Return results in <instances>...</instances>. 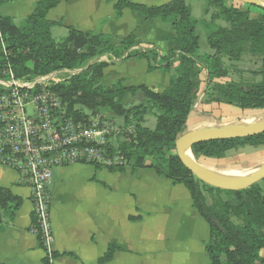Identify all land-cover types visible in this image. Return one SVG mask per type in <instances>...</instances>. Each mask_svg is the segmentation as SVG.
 <instances>
[{
	"label": "trees",
	"instance_id": "1",
	"mask_svg": "<svg viewBox=\"0 0 264 264\" xmlns=\"http://www.w3.org/2000/svg\"><path fill=\"white\" fill-rule=\"evenodd\" d=\"M229 1L208 0L206 13H210V21L206 22L192 16L187 0L152 6L119 0L117 19L129 8L172 25L175 46L159 51L156 47L138 48L141 43L134 31L116 36L85 33L69 27L67 37L56 41L52 28L57 23L48 18V13L59 1L40 0L21 25L12 17L0 14V78L6 76L4 70L8 64L17 77L27 79L59 69H80L55 84L53 89L68 102L70 111L81 106L105 116H108L106 112H111L109 118H120L126 126L134 125L135 132L126 133L125 139L117 141L127 159L126 166L153 168L173 183L187 187L194 206L210 225L206 249L211 264H264V180L237 191L219 189L198 179L176 153V140L187 131V121L205 83L204 103L225 104L242 111H264V7L251 5L259 11L258 16L253 17L251 10L243 8L245 3L228 4ZM202 23L208 27L207 42L213 50L204 55L199 53L200 35L197 33ZM104 55L146 59L149 71L173 72L170 84L162 87L146 82L127 86L119 79L105 85L102 80L109 63L96 60ZM247 55L260 60V68L250 71L260 78L232 80L231 72H242L239 64ZM199 64L208 73L205 83L199 78ZM149 115L157 119L154 128L145 125ZM247 146L264 149V133L198 142L193 145V153L199 158L222 160L230 151ZM126 166H112L111 170L124 171ZM208 193L215 194L211 203ZM21 202L9 189L0 187V220L13 218ZM120 249L116 244L109 245L100 264L111 260Z\"/></svg>",
	"mask_w": 264,
	"mask_h": 264
},
{
	"label": "crops",
	"instance_id": "2",
	"mask_svg": "<svg viewBox=\"0 0 264 264\" xmlns=\"http://www.w3.org/2000/svg\"><path fill=\"white\" fill-rule=\"evenodd\" d=\"M39 1L2 0L0 14L12 17L19 25ZM58 1L48 13V18L57 23L52 28L53 36L59 33L67 37L69 27L116 36L134 31L142 50L156 47L168 51L175 46L176 34L168 22L129 8L116 19L119 0ZM128 1L152 6L171 0ZM206 9L205 18L199 21L210 20ZM96 60L109 63L104 69L105 85L123 79L127 86L152 82L168 87L173 74L160 69L149 71L148 61L142 58L104 55ZM198 69L199 78L208 76L204 66L199 64ZM200 105L212 109L216 104L197 101L187 121L188 130L216 125V120L206 117L208 113L199 114ZM216 106L223 112L233 107ZM0 187L22 200L13 218L0 220V263L50 264L34 230L31 187L17 170L1 165ZM50 192L55 236L52 264H100L111 244L121 249L102 264H211L206 249L211 235L209 223L194 206L185 185L173 183L153 168L126 166L124 171H115L82 162L65 165L54 170Z\"/></svg>",
	"mask_w": 264,
	"mask_h": 264
},
{
	"label": "built area",
	"instance_id": "3",
	"mask_svg": "<svg viewBox=\"0 0 264 264\" xmlns=\"http://www.w3.org/2000/svg\"><path fill=\"white\" fill-rule=\"evenodd\" d=\"M61 69L34 79L17 77L8 64L0 78V165L17 170L32 189L34 230L46 259L55 258L51 192L54 170L78 162L106 167L126 166L118 140L135 132L101 112L69 110L53 89ZM113 152V154H112Z\"/></svg>",
	"mask_w": 264,
	"mask_h": 264
},
{
	"label": "rangeland",
	"instance_id": "4",
	"mask_svg": "<svg viewBox=\"0 0 264 264\" xmlns=\"http://www.w3.org/2000/svg\"><path fill=\"white\" fill-rule=\"evenodd\" d=\"M187 3L192 7V16L195 19L202 20L205 18V9H206V6L208 5V0H187ZM232 3L240 5V2L237 0H231L228 2V4H232ZM140 4H143V3H140ZM242 6L244 9L251 10L253 17L258 16L259 11H258V8L256 6H251V5L248 6L247 4H243ZM213 10L214 9H211V11H213ZM23 22L19 23V25H21ZM219 23H221L223 25L226 24L224 21H219ZM197 33L200 35L199 53L201 55H204L206 53L207 54L213 53V50L210 48V46L208 45V42H207V36H208L207 25H205L203 23L200 24L197 28ZM65 37H66V34L61 35L59 33H55L53 36V38L56 41H61ZM239 65H240L242 72L241 73L231 72L230 78L232 80L239 81V80L250 79V78H254L255 80H258L260 78L259 76H256L250 72V71H256L260 68L261 62L258 58L253 57L251 55H247L245 57L244 61L242 63H240ZM33 66H34L33 63L30 64L31 68H33ZM68 70H71V69H68ZM74 70H78V72L80 71V69H74ZM56 71H58V70H56ZM56 71H53V72H56ZM78 72H76V73H78ZM76 73H74V72H72V73L58 72L57 79H59V81L61 82V81L68 79L71 75L76 74ZM206 73L207 72H205V74ZM39 76H36V77H39ZM36 77H33L31 79H34ZM207 79H208V76L206 75L203 78L204 83L207 81ZM205 85H206V83L203 84L202 92L205 88ZM202 99H203V95L201 93L198 102L199 101L201 102ZM75 108H82V107L81 106H75ZM227 109L229 111L223 112L222 108H220V106L218 107L216 105H214L212 109H210L209 107L205 108L202 105H200L197 108V110L199 111V114L208 113V116H206V117H209L213 120H216V125H220V126H227V125H233V124L240 123L247 116L253 115V114H255V115L258 114V115L264 116V111H258V110L242 111L241 109L236 108V107H227ZM105 114L112 117L111 112H106ZM202 115H204V114H202ZM114 121H116L117 123L123 122V120L120 118L119 119L117 118ZM156 122H157L156 117L154 115H149L146 117L145 125H147L151 128H154L156 125ZM187 130H188V128H187ZM195 158L199 163L206 166L207 168H210L213 171H216L218 169L248 170L251 167H255V170H256L260 165H262L264 163V149H255V148H252L250 146H247L245 148L230 151L228 156L222 160L199 158L196 156H195ZM148 161H151V158H148ZM214 195L215 194H213V195H211L209 193L207 194V198H208L209 203L212 202ZM220 196L223 198H228V196L226 194H221Z\"/></svg>",
	"mask_w": 264,
	"mask_h": 264
},
{
	"label": "water",
	"instance_id": "5",
	"mask_svg": "<svg viewBox=\"0 0 264 264\" xmlns=\"http://www.w3.org/2000/svg\"><path fill=\"white\" fill-rule=\"evenodd\" d=\"M237 1L249 5H259L264 7V5H262L264 0ZM261 133H264V120L251 125H213L201 129L187 130L178 136L176 140V152L184 166L202 182L219 189L237 191L248 188L264 180V163L247 177L237 181H230L223 178L215 171L203 166L196 159L191 158L189 153L195 157L193 153V145L198 142L216 139L243 138ZM212 222L219 226V223L216 220L212 219Z\"/></svg>",
	"mask_w": 264,
	"mask_h": 264
},
{
	"label": "bare ground",
	"instance_id": "6",
	"mask_svg": "<svg viewBox=\"0 0 264 264\" xmlns=\"http://www.w3.org/2000/svg\"><path fill=\"white\" fill-rule=\"evenodd\" d=\"M262 5H264V3H262ZM263 120H264V116H261L258 114L257 115L253 114V115L247 116L243 121H241L240 123H237V125H251V124L262 122ZM189 155L191 156V158L196 159L190 153H189ZM254 170H255V167H251L248 170L218 169L215 172L227 180L237 181V180L243 179V178L247 177L248 175L252 174L254 172Z\"/></svg>",
	"mask_w": 264,
	"mask_h": 264
}]
</instances>
